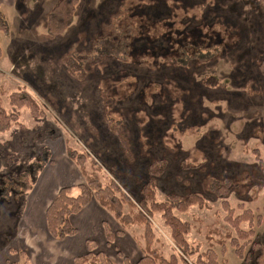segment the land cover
Wrapping results in <instances>:
<instances>
[{"label":"rangeland","instance_id":"1","mask_svg":"<svg viewBox=\"0 0 264 264\" xmlns=\"http://www.w3.org/2000/svg\"><path fill=\"white\" fill-rule=\"evenodd\" d=\"M58 1L22 0L27 11L18 12L20 2L16 10L6 11L7 19L0 11L9 32L0 31L4 108L10 111L8 96L22 90L40 109V117L35 118L23 108L19 125L0 135V141L12 144L11 152L21 164L34 148L38 153L48 150L51 163L63 158L71 164L66 151L70 139L74 148L112 168L120 187L135 201L141 198L150 161L163 159L167 169L156 182L158 202L173 193H194L212 207L193 206L187 213H177L182 222L192 225L187 241L199 249L190 264L209 249L215 250L220 264H256L258 252L251 245L243 256L237 255L247 241H238L236 247L224 238L228 230L236 232L224 220L227 212L221 199L206 189L210 180L231 179L228 201L236 215L249 210L261 217L252 227L251 240L264 247V189L256 192L264 184V175L253 153L259 150L264 161V6L260 0H78L71 26L62 35L51 36L46 21ZM97 47L105 55L92 61L88 54L97 56ZM75 51L84 60L82 80L68 72L64 60L65 54ZM210 76L220 84L205 85ZM108 118L123 124L134 164L127 161ZM4 170L0 161V172ZM3 213L0 264L47 261L49 254H42L41 248L51 244L46 245L47 233L39 217L26 208L20 221L9 209ZM153 222L169 258L175 249L171 232L160 214ZM243 228L251 230L250 225ZM13 229L16 235L5 243ZM136 251L132 258L122 255L136 264L143 256L139 246ZM106 256L122 264L117 254Z\"/></svg>","mask_w":264,"mask_h":264},{"label":"trees","instance_id":"2","mask_svg":"<svg viewBox=\"0 0 264 264\" xmlns=\"http://www.w3.org/2000/svg\"><path fill=\"white\" fill-rule=\"evenodd\" d=\"M260 3L264 6V0H260ZM77 4L78 0H59L57 2L46 21V29L49 35L60 36L71 26ZM7 25V22L0 17V31L6 35L9 33ZM95 50L97 56H94L93 52L88 54V58L92 61L101 59L105 55L99 50V47ZM2 57L0 45V59ZM78 57V53L75 51L65 54L64 60L68 72L82 80L86 74L84 60ZM262 67L263 64L261 63ZM204 82L209 87L220 84L214 76L208 77ZM8 100L10 111L4 108L0 98V135L10 131L14 125H19V117L23 108L29 109L35 118L40 117L38 104L29 93L18 90L11 93ZM40 113L42 114V112ZM107 121L111 131L118 137L127 161L134 164L136 157L132 152L130 140L124 132L123 124L110 118ZM66 146L69 159L76 164L84 181L76 186L60 189L47 206L45 211L46 226L51 237L62 241L75 236L78 230L71 223L72 217L79 214L92 201H96L118 223L120 227L118 236L125 234L133 236L143 254L136 264H190V259L199 253V249L192 247L187 241V236L192 232V225L188 222H182L177 213H187L193 206L207 210L212 207L202 196L194 193H189L186 196L173 193L165 201L158 202L156 199V182L166 173L167 163L165 160L153 159L150 161L147 168L148 178L140 192L141 198L135 201L131 194L120 187L112 168L109 169L104 166L92 154L74 148L70 139L66 140ZM12 150L13 146L9 141H0V161L5 164L4 172H0V220L4 216L3 212L9 209L10 215L20 221L25 210L27 197L34 188L39 174L51 163V157L48 150L43 149V152L38 153V149L34 148L27 155L25 163L21 164L18 161V156L11 152ZM253 153L264 175V161L261 153L259 150H255ZM180 165L186 169L191 168L185 162H181ZM232 188L233 181L231 179L222 181L213 179L207 183V192L217 199H221L222 208L227 212L224 220L236 232L235 235L228 230L223 236L225 239H231L232 245L236 247H239L238 241H247L239 247V250H236L237 255L243 256L242 251L247 245H251L252 249L258 252L255 258L256 264H264V247L251 240L255 235L252 227L255 221L261 220V217H255L249 210H245L241 215H236L228 201L232 194ZM263 189L264 184H260L256 192L259 193ZM157 214L161 215L165 226L171 232V240L175 249L172 250L171 254L173 255L169 258L164 255V244L155 232L153 221ZM245 224L250 225L251 230H245L243 228ZM104 226L107 244L111 245L116 234L106 224ZM13 231V235H9L5 243H9L14 238L16 230L13 229ZM213 233L222 235L218 230H214ZM219 243L222 244V242ZM95 251L96 247L88 243L87 253L77 256L72 264H116L104 252ZM200 254L195 264H220L215 250L209 249ZM117 256L121 259L122 264H132L130 258L122 255L121 252L118 251ZM26 262L24 264H31L29 261Z\"/></svg>","mask_w":264,"mask_h":264},{"label":"crops","instance_id":"3","mask_svg":"<svg viewBox=\"0 0 264 264\" xmlns=\"http://www.w3.org/2000/svg\"><path fill=\"white\" fill-rule=\"evenodd\" d=\"M9 2L13 3L9 5ZM20 2L22 10L17 11L22 14L27 11L25 7L28 8L27 4H25V7L22 5V0H0V11L6 19L8 18L6 11L16 10L17 4ZM72 164L76 166L73 161L69 164L66 160L60 158L56 164L53 162L48 165L39 174L37 182L31 191H34L30 198L31 201L25 207L29 212L34 213V218L39 217L41 226L45 225V229L42 228L47 233V236L44 234V239H46V245L48 242L51 244L50 247L41 248L42 254H49L47 256L48 260L43 261V257L46 255H42L40 257L43 259H40V262L38 260L37 264H72L77 256L87 253L88 243L106 254H118L119 251L121 254L123 252L128 254L130 258H132L133 254H138L136 251L138 246L129 234L115 236L113 243L111 245L107 244L104 225L106 224L114 234L118 233L120 227L113 216L96 201H92L79 214L72 217L71 223L78 230L75 236L62 241L51 237L46 226V206L57 195L61 187L74 186L83 179L80 170L78 169V172ZM35 196L36 199H33Z\"/></svg>","mask_w":264,"mask_h":264}]
</instances>
